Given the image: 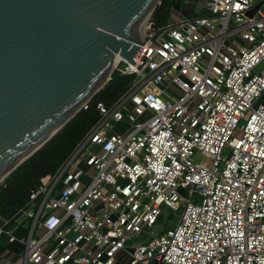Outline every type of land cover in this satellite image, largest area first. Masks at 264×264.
<instances>
[{"label":"built area","instance_id":"2783aa9c","mask_svg":"<svg viewBox=\"0 0 264 264\" xmlns=\"http://www.w3.org/2000/svg\"><path fill=\"white\" fill-rule=\"evenodd\" d=\"M203 1L194 18L149 19L134 62L114 69L134 76L128 90L97 105L14 213L28 236L0 227L24 245L18 264H264V0ZM163 207L183 208L178 226L162 228Z\"/></svg>","mask_w":264,"mask_h":264},{"label":"water","instance_id":"95a60500","mask_svg":"<svg viewBox=\"0 0 264 264\" xmlns=\"http://www.w3.org/2000/svg\"><path fill=\"white\" fill-rule=\"evenodd\" d=\"M160 1L0 0V185L105 87L117 55L134 62Z\"/></svg>","mask_w":264,"mask_h":264},{"label":"trees","instance_id":"16d2710c","mask_svg":"<svg viewBox=\"0 0 264 264\" xmlns=\"http://www.w3.org/2000/svg\"><path fill=\"white\" fill-rule=\"evenodd\" d=\"M179 6L181 0H161L151 16L153 26L157 29L167 26L175 7ZM133 80L134 76L123 75L114 70L110 81L89 102L88 109H82L48 143L7 177L0 185V227L16 211L28 204L32 189L52 177L99 120L97 105L102 102L111 106L128 90Z\"/></svg>","mask_w":264,"mask_h":264},{"label":"crops","instance_id":"0c3cea01","mask_svg":"<svg viewBox=\"0 0 264 264\" xmlns=\"http://www.w3.org/2000/svg\"><path fill=\"white\" fill-rule=\"evenodd\" d=\"M200 0H190V2H185L183 4L182 10L178 11L175 7V10L179 12L182 17L194 18L200 16L204 13H196V4ZM201 3L204 4V1L201 0ZM19 219H22L21 216H15L14 214L8 218L10 222L7 225V229L12 231V233L19 239L26 238L28 230V222L24 219L21 223L18 224ZM24 245L20 242H10L9 238L6 235L0 236V264H18L20 259L23 257ZM119 264V263H118Z\"/></svg>","mask_w":264,"mask_h":264},{"label":"rangeland","instance_id":"374dc122","mask_svg":"<svg viewBox=\"0 0 264 264\" xmlns=\"http://www.w3.org/2000/svg\"><path fill=\"white\" fill-rule=\"evenodd\" d=\"M185 2L189 3L190 0H181V6L176 7L178 9V11L182 10L183 4ZM197 3H199V4H196L197 5L196 13L197 14L205 13V7L201 3V0L197 1ZM181 18H182V16L179 14V12H177L174 9V11L172 13V18H171L172 23L178 22ZM260 69H262V68H260ZM194 162L196 164H206L208 166H210L212 164V160L207 158V157H204L201 153L196 154V156L194 158ZM196 203H199V201H196ZM163 211H164L165 219L161 223L162 228H164V230H167V229H172V228H175L176 226H178V224L180 222V218H181L182 213H183V208H181L180 211L175 216L173 215L172 211L166 207H163ZM21 217H22V219H19L18 224L21 223L22 221H24V218H23L24 215H22ZM142 242H144L143 236L138 238V239L133 240V242H130L129 245L132 246L133 244L142 243ZM119 260L122 263H127L129 261V258L126 257L125 254H121V256L119 257ZM150 264H156V263L151 262Z\"/></svg>","mask_w":264,"mask_h":264},{"label":"bare ground","instance_id":"6f19581e","mask_svg":"<svg viewBox=\"0 0 264 264\" xmlns=\"http://www.w3.org/2000/svg\"><path fill=\"white\" fill-rule=\"evenodd\" d=\"M150 16H151V15H150ZM150 16H149V18L146 20V22L144 23L143 27L141 28L140 34L136 35L137 39L143 40V39L145 38V31H146L147 23H148V21H149V19H150ZM117 57L119 58V59H118V62H119L120 57H119L118 55H117ZM118 62H117V64H118ZM117 64H116V66H117ZM116 66H115V67H116ZM114 69H115V68H114Z\"/></svg>","mask_w":264,"mask_h":264}]
</instances>
